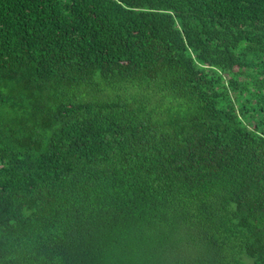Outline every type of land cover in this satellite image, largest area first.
Returning <instances> with one entry per match:
<instances>
[{"label":"trees","instance_id":"1","mask_svg":"<svg viewBox=\"0 0 264 264\" xmlns=\"http://www.w3.org/2000/svg\"><path fill=\"white\" fill-rule=\"evenodd\" d=\"M264 264V0H0V264Z\"/></svg>","mask_w":264,"mask_h":264},{"label":"rangeland","instance_id":"2","mask_svg":"<svg viewBox=\"0 0 264 264\" xmlns=\"http://www.w3.org/2000/svg\"><path fill=\"white\" fill-rule=\"evenodd\" d=\"M244 264H253V263H252V260L250 258L245 257L244 258Z\"/></svg>","mask_w":264,"mask_h":264}]
</instances>
